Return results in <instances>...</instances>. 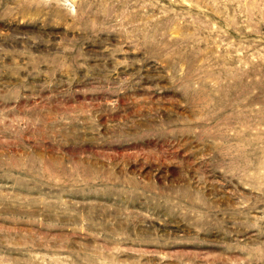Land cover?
<instances>
[{"label": "rangeland", "instance_id": "1", "mask_svg": "<svg viewBox=\"0 0 264 264\" xmlns=\"http://www.w3.org/2000/svg\"><path fill=\"white\" fill-rule=\"evenodd\" d=\"M263 68L264 0H0V264H264Z\"/></svg>", "mask_w": 264, "mask_h": 264}, {"label": "bare ground", "instance_id": "2", "mask_svg": "<svg viewBox=\"0 0 264 264\" xmlns=\"http://www.w3.org/2000/svg\"><path fill=\"white\" fill-rule=\"evenodd\" d=\"M227 5H228V3H227ZM228 8H229V5H228ZM239 8H240V7H239ZM239 8H238V9H239ZM242 8H243V7H242ZM236 10H237V9H236ZM242 11H243V10H242ZM239 12H240V11H239ZM244 12H245V11H244ZM237 14H238V12H237ZM236 17H237V15H236ZM238 17H239V15H238ZM236 19H237V18H236ZM240 33H241V32H240ZM227 48H228V47H227ZM228 56H229V55H228ZM229 57H230V56H229ZM239 58H240V57H239ZM227 60H228V62L230 61L228 58H227ZM237 61H238V60H237ZM254 63H255V62H254ZM254 63H253V64H254ZM247 69H248V68H247ZM263 69H264V68H263ZM234 70H235V71H234L235 74L238 75V77L240 76L239 78H241V76H242V71H244V70H242V68H241L240 66L237 67V69H235V67H234ZM252 70H254V69H252ZM246 71H247V70L245 69V72H246ZM250 71H251V68H250ZM251 73H253V71H252ZM262 75H263V74H262ZM238 77H237V78H238ZM241 79H242V78H241ZM240 83L242 84L241 81H240Z\"/></svg>", "mask_w": 264, "mask_h": 264}]
</instances>
